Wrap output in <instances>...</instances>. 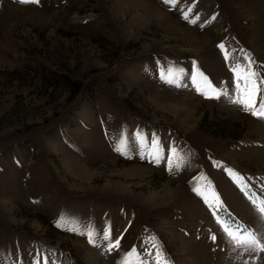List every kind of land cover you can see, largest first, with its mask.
<instances>
[{
  "label": "rangeland",
  "instance_id": "obj_1",
  "mask_svg": "<svg viewBox=\"0 0 264 264\" xmlns=\"http://www.w3.org/2000/svg\"><path fill=\"white\" fill-rule=\"evenodd\" d=\"M249 60L264 78V0H0V264H264L224 231L264 238V118L231 102Z\"/></svg>",
  "mask_w": 264,
  "mask_h": 264
},
{
  "label": "snow or ice",
  "instance_id": "obj_2",
  "mask_svg": "<svg viewBox=\"0 0 264 264\" xmlns=\"http://www.w3.org/2000/svg\"><path fill=\"white\" fill-rule=\"evenodd\" d=\"M20 3H36L38 0H19ZM163 3L169 5L170 7H175L178 3V0H163ZM191 8L187 10H182V15L184 19L189 18V13ZM194 22V21H193ZM221 50H224V45H219ZM228 59L227 53L225 52V60ZM253 61L249 60L246 64H236L230 69L233 72L235 87L233 92L235 93L234 98L231 100L232 103L240 106L243 110L250 112L251 115L264 118V78L260 77V74L254 70ZM195 67V66H194ZM171 75V73H169ZM163 78V77H162ZM193 84L196 86V90L201 92L200 84L197 82V73L194 71ZM200 79L203 82L205 91L202 92L206 98H219L222 93L218 92L213 86L207 81L206 77H203L200 74ZM168 83H174L172 79L167 80ZM179 86V85H177ZM152 147L155 149V152L150 154L152 161L159 163L161 159L167 160V166L169 170L173 168L179 169L182 164L183 158L178 155L175 148L168 150V155L165 157L162 153V150L158 142L153 141ZM117 151L124 153L125 146L121 145L116 148ZM193 191L197 192L198 195H202L199 189L194 188ZM205 204L213 210V214L216 215L217 209L210 203L207 196H203ZM213 199L215 196L213 194ZM254 208L257 212L264 217V200L252 201ZM224 231L231 238L234 244L237 247L245 246L248 249L255 250L259 248L261 251H264V238H258L257 235L253 232L244 230L243 234H237L225 228ZM89 243H93V233H87ZM111 236L110 231H104V239L109 240ZM215 239V237H213ZM119 247V240H116L114 243L109 244V250ZM137 253L135 249H132L125 257L121 260L120 264H144L143 260H136ZM158 259L155 260L154 264H167L166 260L157 252Z\"/></svg>",
  "mask_w": 264,
  "mask_h": 264
}]
</instances>
